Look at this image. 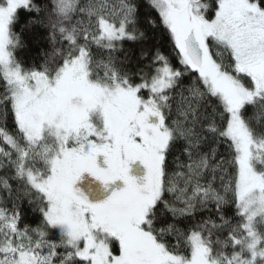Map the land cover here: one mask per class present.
Returning a JSON list of instances; mask_svg holds the SVG:
<instances>
[{
	"label": "rangeland",
	"instance_id": "374dc122",
	"mask_svg": "<svg viewBox=\"0 0 264 264\" xmlns=\"http://www.w3.org/2000/svg\"><path fill=\"white\" fill-rule=\"evenodd\" d=\"M149 1L163 24L180 35L183 58L228 112L224 134L236 150L238 201L247 230L243 248L235 250L230 260L254 264L262 253L255 224L264 219V170L254 166L240 107L264 95V10L250 0H218L214 16L208 18V7L199 0ZM27 4L28 0H0V69L11 86L16 119L26 138L37 141L50 132L59 145L46 178L26 173L28 182L47 200V222L53 228L72 223L78 253L88 264H182L166 258L145 227L161 194V163L169 136L161 129L155 95L166 86L171 69L164 68L151 83L115 78L92 82L86 53L79 49L52 79L25 73L8 47L11 19ZM126 28L100 18L95 41L109 45L131 38ZM191 32L202 51L200 67L185 52L184 39ZM208 37L229 47L236 75L250 78L251 87L236 76L226 79L220 74L208 51ZM14 232L6 238V232L0 233V264H43L36 246L18 245ZM108 239L117 242V254H110ZM192 243L194 264L219 263V257L197 252L200 238H192Z\"/></svg>",
	"mask_w": 264,
	"mask_h": 264
},
{
	"label": "trees",
	"instance_id": "16d2710c",
	"mask_svg": "<svg viewBox=\"0 0 264 264\" xmlns=\"http://www.w3.org/2000/svg\"><path fill=\"white\" fill-rule=\"evenodd\" d=\"M250 1L264 10V0ZM198 2L208 7V18L214 16L218 0ZM100 18L125 25L132 37L109 45L95 41ZM9 32L8 49L15 63L25 73L48 79L79 49L86 53L92 82L115 78L151 83L157 73L170 68L169 81L155 95L163 118L161 129L169 135L161 163V194L145 227L168 259L194 264L195 237L201 242L198 253L219 257L218 264H241L230 260L235 250L243 248L247 230L238 201L236 150L224 134L228 112L183 58L182 38L163 24L150 1L28 0L14 13ZM207 46L220 74L226 79L238 77L229 47L212 37ZM238 78L251 87L246 75ZM240 119L253 149L254 166L263 171L264 95L244 103ZM58 147L50 132L37 141L26 138L16 119L11 86L0 69V233L6 232V238L13 229L18 245L36 246L43 264H88L78 253L72 223L49 225L47 200L26 176L30 171L46 178ZM255 230L262 253L254 264H264L263 218L256 221ZM108 241L110 254H117V242Z\"/></svg>",
	"mask_w": 264,
	"mask_h": 264
},
{
	"label": "water",
	"instance_id": "95a60500",
	"mask_svg": "<svg viewBox=\"0 0 264 264\" xmlns=\"http://www.w3.org/2000/svg\"><path fill=\"white\" fill-rule=\"evenodd\" d=\"M184 48L186 55L190 59V61L195 65L201 66V58L202 51L193 35V33H189L184 39Z\"/></svg>",
	"mask_w": 264,
	"mask_h": 264
}]
</instances>
